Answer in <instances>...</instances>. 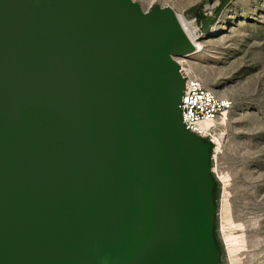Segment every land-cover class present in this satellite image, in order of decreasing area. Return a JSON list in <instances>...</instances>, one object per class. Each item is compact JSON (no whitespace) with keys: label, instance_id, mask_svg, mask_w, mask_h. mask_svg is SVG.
Listing matches in <instances>:
<instances>
[{"label":"water","instance_id":"95a60500","mask_svg":"<svg viewBox=\"0 0 264 264\" xmlns=\"http://www.w3.org/2000/svg\"><path fill=\"white\" fill-rule=\"evenodd\" d=\"M192 51L170 8L0 0V264H218Z\"/></svg>","mask_w":264,"mask_h":264},{"label":"rangeland","instance_id":"374dc122","mask_svg":"<svg viewBox=\"0 0 264 264\" xmlns=\"http://www.w3.org/2000/svg\"><path fill=\"white\" fill-rule=\"evenodd\" d=\"M144 11L172 9L197 31L202 48L186 67L232 102L209 145L213 205L211 235L218 264H264V0H133ZM218 189L217 198L212 189ZM214 242V240H213ZM216 248V247H215Z\"/></svg>","mask_w":264,"mask_h":264},{"label":"built area","instance_id":"2783aa9c","mask_svg":"<svg viewBox=\"0 0 264 264\" xmlns=\"http://www.w3.org/2000/svg\"><path fill=\"white\" fill-rule=\"evenodd\" d=\"M195 23V19L190 23ZM191 25V24H190ZM186 30V25H183ZM199 31L200 27H195ZM183 78V89L178 103L180 121L185 131L217 145L220 135L219 119L227 113L232 102L218 96L186 67L184 59L175 57Z\"/></svg>","mask_w":264,"mask_h":264},{"label":"bare ground","instance_id":"6f19581e","mask_svg":"<svg viewBox=\"0 0 264 264\" xmlns=\"http://www.w3.org/2000/svg\"><path fill=\"white\" fill-rule=\"evenodd\" d=\"M175 17L177 18L185 35L187 36V38L190 40L191 44L193 45V51L194 50L199 51L202 48V44L199 41L200 36L198 35L196 28L190 26L189 22H186L185 20L181 19L180 16H178L177 14H175ZM183 25H186V28H187L186 30L183 28Z\"/></svg>","mask_w":264,"mask_h":264},{"label":"trees","instance_id":"16d2710c","mask_svg":"<svg viewBox=\"0 0 264 264\" xmlns=\"http://www.w3.org/2000/svg\"><path fill=\"white\" fill-rule=\"evenodd\" d=\"M212 195H213L214 198H217L218 189L216 187H213V189H212ZM213 240H214V245H215L216 249L220 250L221 249V246L219 245V242H218L215 234H213Z\"/></svg>","mask_w":264,"mask_h":264}]
</instances>
